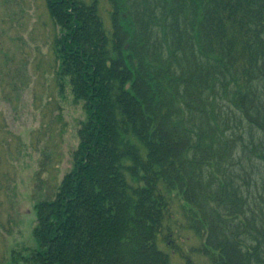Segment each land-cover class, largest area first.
Instances as JSON below:
<instances>
[{
	"label": "trees",
	"instance_id": "obj_1",
	"mask_svg": "<svg viewBox=\"0 0 264 264\" xmlns=\"http://www.w3.org/2000/svg\"><path fill=\"white\" fill-rule=\"evenodd\" d=\"M46 7L84 118L10 264H264V0Z\"/></svg>",
	"mask_w": 264,
	"mask_h": 264
},
{
	"label": "rangeland",
	"instance_id": "obj_2",
	"mask_svg": "<svg viewBox=\"0 0 264 264\" xmlns=\"http://www.w3.org/2000/svg\"><path fill=\"white\" fill-rule=\"evenodd\" d=\"M54 22L46 0H0V264L35 245L34 202L72 168L84 118L68 84L57 82ZM120 246L114 264H159Z\"/></svg>",
	"mask_w": 264,
	"mask_h": 264
}]
</instances>
